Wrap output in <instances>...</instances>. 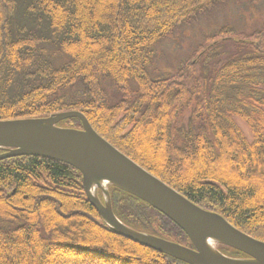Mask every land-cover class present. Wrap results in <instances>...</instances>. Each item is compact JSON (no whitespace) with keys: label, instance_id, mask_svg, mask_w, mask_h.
I'll return each mask as SVG.
<instances>
[{"label":"trees","instance_id":"obj_1","mask_svg":"<svg viewBox=\"0 0 264 264\" xmlns=\"http://www.w3.org/2000/svg\"><path fill=\"white\" fill-rule=\"evenodd\" d=\"M230 3L239 21L193 41L200 13ZM250 8L262 10L251 27L242 13ZM263 18L264 0H0V119L77 110L188 200L264 241ZM168 38L175 55L191 47L179 60L168 55L170 69H161ZM58 124L82 127L77 117ZM108 190L122 223L191 246L148 203ZM0 250L18 253L0 264H54L52 255L72 264H186L113 232L77 169L34 155L0 160Z\"/></svg>","mask_w":264,"mask_h":264},{"label":"water","instance_id":"obj_2","mask_svg":"<svg viewBox=\"0 0 264 264\" xmlns=\"http://www.w3.org/2000/svg\"><path fill=\"white\" fill-rule=\"evenodd\" d=\"M77 117L81 128L60 126ZM0 160L34 155L69 164L81 173L83 191L103 222L115 233L155 249L186 264H264V241L229 223L214 211L189 201L149 173L100 136L77 110L45 117L0 119ZM121 189L171 219L189 238L186 246L163 237L137 231L113 213L108 186ZM103 193V201L98 196ZM222 244L246 257H233L217 249Z\"/></svg>","mask_w":264,"mask_h":264},{"label":"rangeland","instance_id":"obj_3","mask_svg":"<svg viewBox=\"0 0 264 264\" xmlns=\"http://www.w3.org/2000/svg\"><path fill=\"white\" fill-rule=\"evenodd\" d=\"M230 8L236 9L237 7L235 5H233L232 3H230L229 6H227V5L226 6L225 5L219 6L213 10L207 11L204 14H202V13H200L201 15L198 14L199 16H198L197 21H194L192 24V31L194 33V37L192 38V40L195 41V39H196L195 37H197L198 33H201V34L202 33H208V32H210L211 29L219 28L221 26L226 25V23H231V24L237 23L239 21V14L237 13V11H236V14L235 13L231 14L229 12V11H231ZM251 10H253V8H250L248 10L244 9L242 11V13L245 15V18H246V26H249V27L253 26L257 22L260 23V20L262 17V10H258L257 12H255V14L250 15ZM192 19H194V18H192ZM185 32H187V30H185ZM162 46L164 48H169V49L164 51L163 54L161 53V51L158 52V59L156 61V64L158 66H160L161 69H170L169 67H166V65L164 63V59L168 55L171 54V55L175 56V60H179L181 58V54L182 55L186 54L188 51V48L191 47V45L188 47H185L184 49H182L181 54L175 55L174 53H172L175 51V49H174L175 44H173V41L170 38H168L162 44ZM162 46H159L158 49H160V47H162ZM149 70H151V68ZM108 91H109V93L112 94L113 89L110 86H108ZM238 123H239V126L241 127V129L243 130V132L248 136V138H250L249 131H248L247 127L243 123H241L240 121H238ZM141 161H143L144 163L146 162L144 159H141ZM38 182L41 183V185L46 184L45 180L43 178L38 180ZM98 192L101 193L100 199L103 201V198H104L103 193L101 191H98ZM62 193L73 194V193L68 192V191H63ZM52 196H54V194H52ZM56 210H57V212H60L59 208H57ZM145 233H147V232H145ZM148 234H151V233H148ZM3 242L5 243L4 247L10 248V249L15 248L17 250V252L22 247V244H20V243L14 244V243H12L11 240H7V241L4 240ZM0 251H3V250H0ZM17 256H18V253L16 254V252L14 254H9V255H4V254H2V252H0V259L5 257V259L8 260L9 258H14ZM51 258H52V260L55 261L54 264H72V263L67 262L58 256H55V255L54 256L52 255ZM87 264H90V263H87Z\"/></svg>","mask_w":264,"mask_h":264},{"label":"bare ground","instance_id":"obj_4","mask_svg":"<svg viewBox=\"0 0 264 264\" xmlns=\"http://www.w3.org/2000/svg\"><path fill=\"white\" fill-rule=\"evenodd\" d=\"M93 128V127H92ZM95 130V129H94ZM81 174V173H80ZM99 214V213H98ZM101 217V216H100ZM102 219V218H101ZM103 221V220H102ZM131 228V227H130ZM133 229V228H132ZM135 230V229H134ZM138 231V230H137ZM114 232V231H113ZM142 232V231H141ZM117 234V233H116ZM153 235V234H152ZM121 236V235H120ZM157 236V235H156ZM160 237V236H159ZM130 240V239H129ZM132 241V240H131ZM139 244V243H138ZM141 245V244H140ZM144 246V245H143ZM150 248V247H149ZM155 250V249H154ZM157 251V250H156ZM164 254V253H163Z\"/></svg>","mask_w":264,"mask_h":264}]
</instances>
